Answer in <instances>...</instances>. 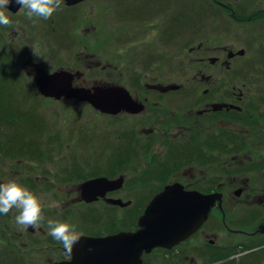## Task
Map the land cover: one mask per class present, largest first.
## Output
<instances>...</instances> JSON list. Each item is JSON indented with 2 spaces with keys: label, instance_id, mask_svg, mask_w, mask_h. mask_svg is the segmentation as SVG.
Returning a JSON list of instances; mask_svg holds the SVG:
<instances>
[{
  "label": "flooded vegetation",
  "instance_id": "af4514ba",
  "mask_svg": "<svg viewBox=\"0 0 264 264\" xmlns=\"http://www.w3.org/2000/svg\"><path fill=\"white\" fill-rule=\"evenodd\" d=\"M87 1L63 0L61 9L45 20L43 34L53 39L55 47L76 51V66L84 64L96 76L111 72L110 83L96 82L95 87H122L142 110L106 115L87 104L102 116L99 124H110L91 132L93 140L107 138L101 146L95 144L96 151L109 153L94 162L104 167L94 168L95 174L86 172L92 165L83 167L85 132L78 125L69 132L71 141L62 139L58 131L54 137L60 142L43 143L44 155L50 156L43 164L24 166L0 158V183L18 178L46 201L59 204L44 210L45 219L38 228L17 225L15 209L0 214V264L71 261L63 245L47 234L49 219L77 224L81 238L136 233L153 199L174 186H180L181 194L220 195L221 200L190 236L169 249L144 251L141 264H264V5L249 12L239 10L238 0H211L216 10L205 16L217 22L218 30L202 28L180 36L188 14L181 15L179 0L166 5L153 0H106V6L98 5L97 25L77 32L80 20L75 13ZM224 20L259 30L256 35V30L248 29V37L238 44H210L201 38L202 32L220 37L222 26L227 27ZM105 36L112 39L110 50L101 45ZM75 37L91 41L95 52L85 53L88 45L74 48ZM198 40L206 45L194 49ZM105 51L110 54L104 56ZM183 57L192 64L187 77H180L176 69L175 62ZM28 62L23 67L34 88L31 81L36 86L44 72L28 70ZM67 72L74 75L73 88H82L79 83L86 80L85 74ZM38 96L68 109H74L69 107L71 101L83 106L73 99ZM74 115V122L82 123V115L78 117L77 111ZM59 160L65 166L52 172L51 165ZM82 175L88 179L82 180ZM102 178L118 183L105 185L100 189L103 196L86 203L81 186ZM110 200H121L126 206L112 205ZM113 209L122 214H110ZM99 217L105 219L99 222Z\"/></svg>",
  "mask_w": 264,
  "mask_h": 264
},
{
  "label": "rangeland",
  "instance_id": "374dc122",
  "mask_svg": "<svg viewBox=\"0 0 264 264\" xmlns=\"http://www.w3.org/2000/svg\"><path fill=\"white\" fill-rule=\"evenodd\" d=\"M153 1L157 3H161L163 1V4L166 5L170 4L169 2H172L173 0ZM105 2L106 0H88L86 3H82L80 5L77 12L75 13L76 17H78V19L80 20L79 26L76 29L78 30L77 32H82L83 30H85V28L91 29V24L97 25V20L99 18L98 10L100 9L98 5H104ZM150 5L155 6L156 4L150 3ZM263 5L264 0H253L252 2H247L246 0H238V8L240 11H255L259 8H262ZM179 6L181 15L188 14V18L183 19V26L181 24L180 36H187L193 30L198 31L202 30V28L204 29V31L218 30L217 22H214L213 20H210L205 16L209 14L210 11L212 12L211 14H213L216 10L211 0H179ZM189 15L192 16L191 19H189ZM10 19L12 21L10 26L5 27L0 25V47L4 50L9 51L10 54L18 56L17 58L20 59L19 61L21 69L23 70V73L25 75L26 69L23 67V65H25V63L29 61V66H27V69L33 72L35 69H39L47 74H51L55 71L57 72L60 70H74L80 73H84V79L86 80L82 81V84L79 83V86H83L84 88H93L95 87V85H97L96 82L110 83L112 81V78H110L112 76L111 72L107 71L108 73H105L102 76H96L92 73L93 71L89 72L88 68L84 64H81V66H76L73 62L74 58L75 60L78 59V53L76 51L74 53L73 50L69 51L64 47H55L53 45V39L46 34H43L45 29L43 25L46 23L44 19L36 17L29 19L27 16V10H25L23 14L18 17L12 16L10 14ZM39 19L42 20V23L41 21H39ZM82 19L84 21L81 23ZM224 21L227 23V27L225 25L222 26L223 31L221 32L220 37L217 36V33H215V36L209 37L208 34L202 32L201 38H203L204 40H209L210 44L222 41H226L228 43L234 42L235 44H238L239 42H243L246 40V38L248 37V29L251 30V32L253 30H256V35L257 31L259 30V28L256 29L255 27H238L243 25H240L239 23H232L230 21L227 22L226 20ZM198 41H196L197 43H195V46L193 47L194 49L200 44L204 43L203 40H200L199 42ZM83 45H88V47L90 48L89 51H86L85 53L90 54L95 52V48L93 47L91 41L82 42L80 39H77V37L74 38V48ZM101 45H104L106 48L109 47L110 50V48L113 47L112 39L105 36V38L102 39ZM188 53L189 51L188 49H186V56H188ZM109 54L110 53L107 51L103 52L104 56H108ZM185 57H183V59L178 58V60L175 62V64H179L176 66V69L178 70L180 77H187L191 74L192 64L190 65V62L184 59ZM120 69L122 70V68ZM134 71L138 72L137 70ZM261 74L264 77V71H262ZM31 82L33 83L32 86H34V88L36 89L35 83L33 81ZM40 104L42 113L46 116L47 121H49L51 126L54 128L55 133L57 134L58 131L62 132L63 134L60 133V137H62V139H64L65 141H71V133L69 132L73 129V127L75 128V126L77 125L82 126V128L84 129L83 131L85 132L82 140L84 142L81 156L84 163H82L83 165H92L86 172L89 175H92L95 172V169L97 171L102 170L104 167H101L102 165H95L94 162H97L98 158L109 156V153L106 150L96 151L94 146L95 144L101 146L100 142L106 143L107 138H103L102 140L98 141H96L95 139L93 140L91 132L94 127L101 128L100 130L103 131L107 126H110V124H99L103 122L102 116H100L99 113L93 111L90 107H88L87 104H83V106H80L74 105L72 101L69 102V107L74 109H68L63 103L56 104L52 100H42ZM75 111H77L78 117L82 115V123L76 124L74 122L73 117H76L74 115ZM64 166L65 164L59 160V162H57L56 164L54 163L53 165H51V171L56 172V170H59ZM110 214L116 216V214H122V211L113 209L112 211H110ZM131 220H136V217H132Z\"/></svg>",
  "mask_w": 264,
  "mask_h": 264
},
{
  "label": "water",
  "instance_id": "95a60500",
  "mask_svg": "<svg viewBox=\"0 0 264 264\" xmlns=\"http://www.w3.org/2000/svg\"><path fill=\"white\" fill-rule=\"evenodd\" d=\"M20 8L16 0H11L8 7L11 13L16 14ZM73 79V74L63 70L52 74L44 72L38 76L36 86L39 94L46 99H73L80 104H89L106 115L142 110L122 87L74 89ZM114 183L116 185L118 181L103 178L84 183L81 186L83 200L86 203L97 201L104 195L100 189ZM180 190V186L170 187L153 199L146 214L139 219L141 230L138 232L104 238L82 237L74 246L72 260L57 264H141L144 251L149 252L156 247L172 248L197 230L204 222L205 214L221 200L220 195L204 197L197 193L181 194ZM110 203L126 206L121 200H110Z\"/></svg>",
  "mask_w": 264,
  "mask_h": 264
},
{
  "label": "trees",
  "instance_id": "16d2710c",
  "mask_svg": "<svg viewBox=\"0 0 264 264\" xmlns=\"http://www.w3.org/2000/svg\"><path fill=\"white\" fill-rule=\"evenodd\" d=\"M17 57L0 47V158L20 161L24 166L43 164L50 157L44 155L43 143L54 146L60 138L55 140L54 128L41 111L42 99L30 86ZM81 179L88 177L82 175ZM104 219L99 217V222ZM132 222L136 225L137 219Z\"/></svg>",
  "mask_w": 264,
  "mask_h": 264
},
{
  "label": "clouds",
  "instance_id": "9594fccd",
  "mask_svg": "<svg viewBox=\"0 0 264 264\" xmlns=\"http://www.w3.org/2000/svg\"><path fill=\"white\" fill-rule=\"evenodd\" d=\"M11 0H0V25L8 27L12 21L7 6ZM21 5L18 13L27 10L29 19L36 17L50 19L60 8L63 0H16ZM59 207L56 201L48 202L43 195H37L24 185L22 181L12 179L0 183V214L7 215L13 209L18 211L15 223L23 229L38 228L44 221L46 208ZM48 235L63 245L65 255L71 256L74 246L80 242L82 231L70 221H47Z\"/></svg>",
  "mask_w": 264,
  "mask_h": 264
}]
</instances>
